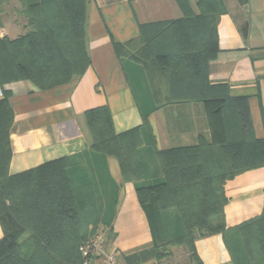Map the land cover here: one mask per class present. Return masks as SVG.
<instances>
[{
  "label": "trees",
  "instance_id": "16d2710c",
  "mask_svg": "<svg viewBox=\"0 0 264 264\" xmlns=\"http://www.w3.org/2000/svg\"><path fill=\"white\" fill-rule=\"evenodd\" d=\"M175 1L182 18L141 25V42L134 51L126 53L144 66L149 80L152 78L149 65L155 67L156 63L158 75L161 72L165 76V99L205 102L214 137L210 142L200 140L193 146L155 150L162 180L136 188L153 237L150 252L158 258L153 218L159 213L179 214L183 233L176 242L189 247L196 264H201L194 249L196 235L217 232L222 233L236 264H264V215L235 227H226L223 220L225 180L244 169L264 164V140L254 138L244 116L224 113L228 104L219 103L225 96L215 95V86L207 77L206 63L218 50L215 24L224 12L223 2L197 0L199 13L196 14L187 0ZM21 2L30 29L16 38H0V52L6 53H0V82L24 79L38 88H49L80 75L89 63L84 43L86 0ZM189 23L199 28L195 31L199 34L197 38L188 37L183 24ZM164 28L167 33H161ZM165 35L170 37L174 50L153 49V40ZM79 60L82 66L75 71ZM85 116L91 151L115 156L125 180L138 179L141 167L136 154L142 141L139 128L115 133L106 107L88 110ZM12 121L13 112L3 94L0 98V223L4 237L0 239V264H80L78 247L84 236L81 223L85 219L80 218V205L68 178L71 157L10 175ZM207 150L219 155L223 163L219 170L212 167L209 154L207 159L211 164L201 161ZM233 242L239 246L242 257Z\"/></svg>",
  "mask_w": 264,
  "mask_h": 264
},
{
  "label": "crops",
  "instance_id": "0c3cea01",
  "mask_svg": "<svg viewBox=\"0 0 264 264\" xmlns=\"http://www.w3.org/2000/svg\"><path fill=\"white\" fill-rule=\"evenodd\" d=\"M187 2L198 14L197 0ZM222 2L224 12L215 24L218 50L206 63L207 77L215 95L225 96L219 103L228 104L224 113L244 116L254 138L264 140V0ZM180 14L175 0H86L84 43L89 63L80 75L49 88L24 79L0 82L13 112L8 173L62 157H94L105 176L96 187L100 231L105 250L115 253L117 264H157L150 252L153 237L136 195L139 178L125 180L115 156L91 152L85 113L106 107L115 133L138 127L142 138L138 154L140 159L149 156L151 163L155 150L213 140L205 102L165 100L167 90L153 88L144 66L128 54L141 42V25L170 21ZM7 35V26L0 24V38ZM224 193L226 227L264 215V164L226 179ZM194 249L201 264H236L220 232L198 233Z\"/></svg>",
  "mask_w": 264,
  "mask_h": 264
},
{
  "label": "rangeland",
  "instance_id": "374dc122",
  "mask_svg": "<svg viewBox=\"0 0 264 264\" xmlns=\"http://www.w3.org/2000/svg\"><path fill=\"white\" fill-rule=\"evenodd\" d=\"M21 1L22 0H6L5 3L3 0H0V24L7 26L8 35L6 37L10 36L8 38L11 39L24 35L30 29L28 25V16L24 12V6L22 5ZM182 16L183 14L181 12L177 19L182 18ZM183 25L186 28L189 38H193V36L197 38V36H199V34L195 32L198 31L199 28L193 27L191 23ZM167 29L169 28L167 27ZM161 33H167L165 28L163 31L161 30ZM169 38L170 37L168 35H165V37L162 36L156 38V40H153L154 42H152V48L161 52H166L169 47L174 50V44L170 45ZM0 53L6 55V53L2 52V50ZM80 60L82 61L81 57ZM80 60L78 63L76 62L77 66H74L75 71H78L82 66ZM149 68V73L152 77L150 80L153 83V88L159 92H162L164 89L165 92V76L162 77L161 72H159L158 75L156 63L155 67L154 65H149ZM91 152L103 154L95 150ZM206 152L207 153H203V155L200 154L201 161L206 164H211L212 162V167H217L216 169L219 170V168H221L220 166H223L219 155L217 156L215 153H212V151L208 150ZM208 154L211 157V162L207 159ZM136 155L141 167V172L139 173L138 177L141 185H147L161 181L162 173L157 164V160H155L154 163H151V158L149 156H146L145 159H140L138 148ZM93 158L94 157H91L88 154L71 157L68 161L67 167L69 181L75 191V198L80 205V218L83 220L85 219L84 222L81 223L84 236L80 243L86 241L91 236V234L97 230L100 231L101 225L103 224L100 213L101 209L98 205V193L96 187H98L100 183L105 182V176L104 174L100 173V170L103 171L102 167L99 164L98 166H95L97 164ZM145 160L147 163L143 164ZM210 170L213 172V169ZM152 210H150V212H152ZM84 215H86V217H84ZM178 215L179 214L168 215L167 213H159V216L156 215L155 218H153L156 223L155 229L157 231V242L159 244L157 251L159 256L158 258L155 257L157 264H196L193 253L189 247L183 245L182 243L176 242L177 238H179L183 233V227ZM219 221L220 218H218L217 223H219ZM233 245L235 249L238 250L237 252L239 257H242L243 254L237 243L233 242Z\"/></svg>",
  "mask_w": 264,
  "mask_h": 264
},
{
  "label": "built area",
  "instance_id": "2783aa9c",
  "mask_svg": "<svg viewBox=\"0 0 264 264\" xmlns=\"http://www.w3.org/2000/svg\"><path fill=\"white\" fill-rule=\"evenodd\" d=\"M2 97L3 91L0 85V98ZM78 250L81 255L80 264H117L115 253L105 250V236L100 231L82 242Z\"/></svg>",
  "mask_w": 264,
  "mask_h": 264
}]
</instances>
